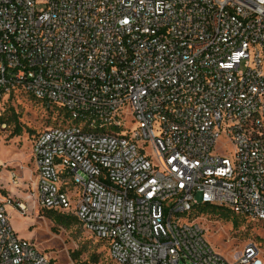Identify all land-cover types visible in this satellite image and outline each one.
<instances>
[{
  "label": "built area",
  "instance_id": "obj_1",
  "mask_svg": "<svg viewBox=\"0 0 264 264\" xmlns=\"http://www.w3.org/2000/svg\"><path fill=\"white\" fill-rule=\"evenodd\" d=\"M15 94L62 111L32 141L33 203L110 261L264 264L254 242L227 260L193 219L264 226V0H0V102ZM13 205L1 185L0 264H56Z\"/></svg>",
  "mask_w": 264,
  "mask_h": 264
},
{
  "label": "rangeland",
  "instance_id": "obj_2",
  "mask_svg": "<svg viewBox=\"0 0 264 264\" xmlns=\"http://www.w3.org/2000/svg\"><path fill=\"white\" fill-rule=\"evenodd\" d=\"M11 108L19 114L23 128L21 136H13L14 126L6 125L1 134L0 186L12 198L29 206L26 213L19 212L14 205L7 206L14 230L56 264L89 263L94 253L99 256L96 264H115L109 260L105 246L86 233L78 221L70 227L56 224L48 218L46 211L38 207V203H33L32 141L37 134L63 122L60 112L55 110L49 113L41 103L26 94H15L8 101L0 102V113L4 116H9ZM11 173H17L20 177L16 186L10 182ZM68 215L74 216L71 212ZM235 218L238 222L234 225L232 221L208 213L193 215V219L201 222L206 229L211 245L227 260L237 263V257L250 242L260 247V257L264 260V226L240 216ZM179 264L186 263L181 261Z\"/></svg>",
  "mask_w": 264,
  "mask_h": 264
},
{
  "label": "trees",
  "instance_id": "obj_3",
  "mask_svg": "<svg viewBox=\"0 0 264 264\" xmlns=\"http://www.w3.org/2000/svg\"><path fill=\"white\" fill-rule=\"evenodd\" d=\"M9 112L10 113L8 117L0 113V122L5 125H13L14 126L13 136H21L23 127H22V123L20 122L19 114L16 113L14 108H11ZM48 112L51 113L53 111H48ZM58 112H60V115L62 114V111H58ZM44 211L48 213L47 214L48 218H50L54 223L65 226V227H70L73 223L78 221L74 216H70L67 214H62V213H58L54 211H47V210H44ZM201 212L216 215L219 218L225 221H228V222L232 221L234 222V225L237 224L238 222L237 219L235 218L236 215H234L229 209H225L222 207L204 205L195 210L196 214L201 213ZM98 257L99 256L94 253L92 255L93 259L89 263H83V264H96L99 262Z\"/></svg>",
  "mask_w": 264,
  "mask_h": 264
},
{
  "label": "bare ground",
  "instance_id": "obj_4",
  "mask_svg": "<svg viewBox=\"0 0 264 264\" xmlns=\"http://www.w3.org/2000/svg\"><path fill=\"white\" fill-rule=\"evenodd\" d=\"M15 186V185H14Z\"/></svg>",
  "mask_w": 264,
  "mask_h": 264
}]
</instances>
